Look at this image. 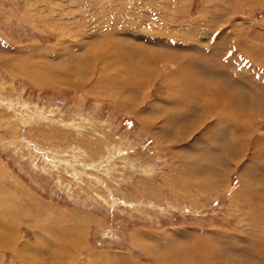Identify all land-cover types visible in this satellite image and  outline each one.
Listing matches in <instances>:
<instances>
[{"label":"rangeland","instance_id":"1","mask_svg":"<svg viewBox=\"0 0 264 264\" xmlns=\"http://www.w3.org/2000/svg\"><path fill=\"white\" fill-rule=\"evenodd\" d=\"M0 59V264H264V0H0Z\"/></svg>","mask_w":264,"mask_h":264},{"label":"bare ground","instance_id":"2","mask_svg":"<svg viewBox=\"0 0 264 264\" xmlns=\"http://www.w3.org/2000/svg\"><path fill=\"white\" fill-rule=\"evenodd\" d=\"M39 19H40V17H39ZM7 39V38H6ZM2 40V39H1ZM10 42V41H9ZM8 41L6 42L7 44H9L10 46H11V44L9 43ZM1 43H2V41H1ZM8 46V45H7ZM13 46H14V44H13ZM12 46V47H13ZM36 46V45H35ZM58 48V47H57ZM26 49V48H25ZM33 49V48H32ZM42 49V48H41ZM30 50V49H29ZM58 50V49H57ZM31 51V50H30ZM44 51V50H43ZM50 51V50H49ZM56 51V50H55ZM54 51V52H55ZM38 52V51H37ZM53 52V53H54ZM49 53V52H48ZM32 54H33V52H32ZM38 54V53H37ZM36 54V55H37ZM40 54H44V53H40ZM52 54V53H51ZM33 56V55H32ZM38 56V55H37ZM40 56V55H39ZM42 56H40V58H41ZM47 57H48V55H47ZM23 58V57H22ZM44 58V57H43ZM46 58V57H45ZM49 58V57H48ZM11 59V58H10ZM82 59V58H81ZM1 60V59H0ZM2 60H4V59H2ZM13 60V59H12ZM47 60H49V59H47ZM79 60H80V58H79ZM82 60H84V59H82ZM87 60V59H86ZM76 61H77V58H76ZM4 62V61H3ZM3 62H2V64H3ZM85 62V61H84ZM87 62V61H86ZM5 63V62H4ZM19 63H21V62H19ZM39 63V62H38ZM41 63V62H40ZM83 63V62H82ZM9 64V63H8ZM13 65H14V63H13ZM23 65H25V64H23ZM28 65V64H27ZM46 65V64H45ZM8 66V65H7ZM31 66H33V65H31ZM1 67V66H0ZM30 67V66H29ZM5 69H6V67H5ZM29 69V68H28ZM23 70V69H22ZM49 70V69H48ZM21 71V70H20ZM30 71V70H29ZM28 71V72H29ZM42 71H44V70H42ZM40 72V71H39ZM39 72H38V74H39ZM48 72V71H47ZM49 72H52V71H49ZM24 73H26V71L24 72ZM41 73V72H40ZM44 73H46V72H44ZM37 74V75H38ZM35 75V74H34ZM33 75V76H34ZM41 78V77H40ZM57 80V79H56ZM7 172V171H6ZM12 177V176H11ZM10 178V177H9ZM12 179V178H11ZM14 180V179H13ZM5 184H7V183H5ZM10 187V186H9ZM8 187V188H9ZM13 187V186H12ZM18 188V187H17ZM9 193H8V195L7 196H9V198H10V196L13 198V196H14V194H15V191H12V189L11 188H9ZM27 194V193H26ZM25 195V194H24ZM29 196V195H28ZM3 197V196H2ZM4 198H6V196L4 197ZM11 199V198H10ZM2 200H5V199H2ZM13 202V201H12ZM33 205V204H32ZM10 212V211H9ZM12 219V218H11ZM5 223V225H6V222H4ZM7 227V226H6ZM16 236V235H15ZM4 237V236H3ZM246 237V236H245ZM6 238V237H5ZM232 240V239H231ZM184 243V242H183ZM0 244H2L1 242H0ZM201 245H203V244H201ZM23 247V246H22ZM191 247H194L193 246V243L191 244ZM196 247H199V246H196ZM208 246L207 245H204L203 247H199L198 248V250H200V251H205L206 250V248H207ZM7 248V247H6ZM208 249V248H207ZM214 250V249H213ZM181 251V250H180ZM193 251V250H192ZM202 254V253H201ZM182 255V254H181ZM24 257V256H23ZM174 257V256H173ZM177 258V257H176ZM202 258H204L205 259V255L204 256H202ZM175 259V258H174ZM178 260V259H177ZM181 260V259H180ZM186 263V262H185ZM211 263V262H210ZM158 264V263H157ZM193 264V263H192Z\"/></svg>","mask_w":264,"mask_h":264},{"label":"crops","instance_id":"3","mask_svg":"<svg viewBox=\"0 0 264 264\" xmlns=\"http://www.w3.org/2000/svg\"><path fill=\"white\" fill-rule=\"evenodd\" d=\"M193 260H194V261H197V264H204V263H201V262H200V261H202V260H200V259H197V258H196V259H193ZM244 260L246 261V264H254V263H251L250 261H248L247 259H244ZM205 261L208 262L207 264H209L210 262H211V263L214 262V260H212L213 262H212L211 260H205ZM255 264H256V263H255Z\"/></svg>","mask_w":264,"mask_h":264}]
</instances>
